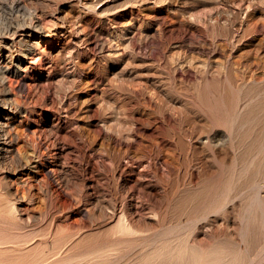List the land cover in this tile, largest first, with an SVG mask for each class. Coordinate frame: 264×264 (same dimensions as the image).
<instances>
[{"label": "rangeland", "instance_id": "1", "mask_svg": "<svg viewBox=\"0 0 264 264\" xmlns=\"http://www.w3.org/2000/svg\"><path fill=\"white\" fill-rule=\"evenodd\" d=\"M22 1L45 34L11 82L23 155L0 159V264H264V0ZM116 203L159 238L118 240Z\"/></svg>", "mask_w": 264, "mask_h": 264}, {"label": "bare ground", "instance_id": "2", "mask_svg": "<svg viewBox=\"0 0 264 264\" xmlns=\"http://www.w3.org/2000/svg\"><path fill=\"white\" fill-rule=\"evenodd\" d=\"M42 24L38 18L37 12L25 5L22 0H0V159L5 160L9 158L15 162H19L20 157L23 155L21 149L15 150L14 154L11 153L12 145L15 141H17V138L15 134L11 132L10 126L17 114L22 112L18 99L11 97L13 94L11 82L13 80L16 81L19 88L21 82L25 79L21 73V66L23 61L33 52V44L35 40L41 39L43 34H45V27ZM17 38H20L21 41H16ZM7 79L10 81L9 85L6 83ZM254 80L261 84L260 90H263L264 84L262 83L264 82L257 79V77H255ZM231 84L234 86H240V84H237L236 82H231ZM29 86L30 85H28V89H30ZM239 99L240 97L237 94L229 95L227 97L228 106L231 108L237 107ZM254 108L264 114V93L262 94L261 99L255 104ZM24 113L26 114L27 121L31 112L28 111V109H25ZM110 121L111 119L108 117L103 118L101 121L104 126V130H102L103 137L110 143H113L120 148H125L127 150L130 149L135 141V138L132 135L133 130L117 132V130L112 129L109 125ZM31 132V134L27 133V140L29 138L32 145H35L32 150L33 154L37 155V151L41 148V135L39 134L38 129H34ZM98 134H101V131H98ZM42 165L46 170L45 177L51 178V176L56 174V168H54L51 163L46 164L45 162H42ZM20 166L23 165L20 164ZM192 168L194 167L192 166ZM205 169L206 167L204 166L201 171H204ZM187 175L188 177L191 176L189 173H187ZM184 194L185 195L180 201V205H183L186 199H190L192 197V194L189 192H185ZM224 201H226V198ZM11 203L12 205L9 213L11 217L6 216L12 219L17 210L14 207L15 202L11 200ZM253 204L260 210H264V207L261 205L258 192L253 200ZM253 204L251 206L252 208ZM132 208L134 213L140 216L139 218L144 217L143 214H145V207L142 203L133 204ZM109 211V222H113L115 224L114 234L118 240L130 239L138 240L140 242H155L157 238H159V234L153 232L148 223L143 222L142 219L144 218L140 219L141 225L135 226L129 219V212L124 209L122 204H114ZM147 216L148 217L146 218H158V214L153 211H151L150 215L148 213ZM4 221L8 222L9 220ZM262 222L264 223V216L262 218ZM207 223L210 224L211 221H208ZM107 224L109 223H106V225ZM202 228L203 226L199 229L200 231L198 230L195 238H192V241L197 242L200 246H205L211 235H209L206 239H199L198 234L202 233ZM204 234L206 235V233ZM18 250L20 251V249L15 247V249L11 251L16 252ZM47 263L48 262L46 260H42L37 264ZM247 263H249V261Z\"/></svg>", "mask_w": 264, "mask_h": 264}]
</instances>
